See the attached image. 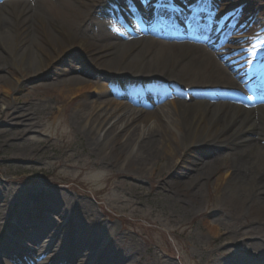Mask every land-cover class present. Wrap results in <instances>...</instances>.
<instances>
[{
	"label": "bare ground",
	"instance_id": "obj_1",
	"mask_svg": "<svg viewBox=\"0 0 264 264\" xmlns=\"http://www.w3.org/2000/svg\"><path fill=\"white\" fill-rule=\"evenodd\" d=\"M34 1L36 0H23L0 5V61L4 63L11 60L16 67L28 69L36 76H45L49 66L66 51L77 47L92 49L91 62L112 74L101 75L104 84L97 81L94 85L97 100L108 98L100 103H89L86 95L91 85L81 75L70 76L63 86L69 97H81L76 104V109L79 110L76 120L80 123H87L90 118L92 120L87 131L92 150L102 154V162L108 163L109 167L120 166V173L127 175L129 180L133 177L144 178L155 169H162L163 166L157 164L165 156H176V149L179 153L182 147L188 151L198 145L236 141L237 148L223 160L218 180L234 185L237 205L240 209L248 210L246 213L242 212L241 217H235L236 220L243 219L244 225L239 229L226 230L215 224L210 225L206 220L202 223L206 225L205 229L212 241L220 243L223 248L232 244L242 247L248 244V240H257L251 246H262L261 250H264V234H258L254 239L247 237L255 233L253 227L264 226V108L246 110L232 105L231 101L235 99L225 102L198 101L191 96H187L188 100L181 104L174 100L168 105L160 104L166 97L175 99L174 95L182 94L169 90L168 83L175 89L181 87L186 90L203 87L237 88L233 77L240 70L233 71V59L224 61L219 54L188 42L165 43L158 40L157 36L141 37L128 21L129 33L120 30L116 23L110 21L109 16L112 11L110 4L115 3V0H39L45 5L39 8L32 5ZM122 3V0L118 1L119 6ZM156 34L165 35L163 31ZM81 72L85 73V69ZM164 72L187 80H170L165 74L160 75ZM160 78L164 82L155 83ZM242 78L238 76V80ZM150 81L153 83H148ZM123 84L127 92L122 90ZM152 85L155 86L151 89ZM0 89L8 97L16 92L15 85L10 81L1 83ZM138 90L145 95L136 96L134 93ZM112 95V98L121 100H110ZM103 105H113L116 108L113 113L100 112L98 116L94 115ZM117 109L123 111L117 112ZM5 113L6 120L2 124L9 128L8 140L20 152L18 157L30 158L26 151L28 147L22 143L25 142L24 137L37 126L35 114L23 104L12 108L8 105ZM109 116L110 120L107 122ZM112 122V127L106 129ZM137 123L140 126L133 129ZM16 127L17 131H13ZM102 132H105L104 135ZM39 142L44 144V139L40 138ZM35 154L33 159L36 160ZM42 158L43 161L47 160ZM65 166L77 168L71 164ZM88 170H93V167L79 168L80 172ZM183 178L184 181L178 179L163 182L161 190L166 189L164 192L168 195L167 198H178L185 205H199L200 191L209 177L197 170L193 177L189 178L187 175ZM10 191L23 195H20L21 198L16 200L10 211L11 217L17 220L16 223L33 220L34 227L38 222L36 219L42 217V212L54 211L61 214L63 223L59 226L63 230H52L53 237L57 235L61 243L60 251L43 246L42 238L47 234L46 229L40 227L34 238L23 235L17 240L16 253L9 250L7 258L27 260L34 256L35 259L43 260L42 264H54L57 260L68 264H101L99 260L106 261V264H151L149 261H142L139 246L125 243L115 226L97 220L93 211L89 209L86 212L74 197L53 193L48 189L30 193L12 186H0V233L2 227L11 225V219L3 217L5 213H9L7 200L11 196ZM128 198L129 194L123 202L132 203ZM58 204L63 205L64 209L58 210ZM219 210L222 217H230L223 208ZM78 212L86 214L85 217L81 218ZM41 221L44 225L52 224L44 218ZM76 229L84 234L81 241L72 238ZM4 233L6 230L3 235ZM109 238L111 242L104 247V242ZM241 238L244 239L240 240ZM48 252L52 254L48 256ZM224 254L219 250L217 260L211 264H241L242 258L239 256L236 259L229 257L230 253L226 252V256ZM254 257L264 258V251H258Z\"/></svg>",
	"mask_w": 264,
	"mask_h": 264
},
{
	"label": "rangeland",
	"instance_id": "obj_2",
	"mask_svg": "<svg viewBox=\"0 0 264 264\" xmlns=\"http://www.w3.org/2000/svg\"><path fill=\"white\" fill-rule=\"evenodd\" d=\"M125 1L130 12L145 11L146 16L150 18L157 15L158 7L154 13L156 0ZM195 1L192 3L193 7ZM190 3L191 0H176L174 3L176 9L172 10L185 15ZM32 5L37 8L45 6L39 0L34 1ZM162 5L159 13L165 9L169 10L167 0ZM195 6H200V11H205V6H211L209 8L211 13L207 18H218L222 26H231L228 29L229 33L240 34L242 39L230 38L229 46L236 48L235 44L242 45L245 54L250 48L251 39L249 37H252V33L259 32L264 23V0H198ZM122 28L126 29L123 26ZM167 35L173 40L184 39L183 33L177 28L174 31H168ZM91 50L77 47L66 51L60 59L49 66V71L45 76H36L28 69L16 67L11 60L4 63L0 61V67L3 66L0 70V84L10 81L16 87V92L10 97L0 89V186H12L18 188L19 191L26 190L30 193L48 189L53 193H63L74 197L80 206L86 209V212L89 209L93 211L97 220L115 226L125 243L138 245L142 253V261H149L151 264H211L212 261L217 260L219 250L225 253V256L226 252L231 254L229 257L237 259L239 256L242 258L241 264H264V258L255 259L254 257L258 251H264L261 250L262 246H251L257 240H248V244L242 247L232 244L223 248L220 243L212 241V237L205 229L206 225L202 223L206 220L208 224H215L226 230L239 229L244 225L243 219L236 220L235 217H241L242 212L246 213L248 210L240 209L237 205L234 185H227L218 180L221 177L219 171L224 164L223 160L233 149L237 148L236 141L198 145L188 151L182 147L179 153L176 149V156L172 158L165 156L157 164L163 166L162 169H155L152 174L148 173L144 178L133 177L132 180L120 173V166L109 167L108 163L102 162L104 156L92 150L87 134L92 120L90 118L87 123H80L76 120L79 113L76 104L81 97H69L65 92L66 87L63 86L70 76L81 75L87 82H90L89 86L91 85L86 95L89 103H100L101 100L108 98L97 100L94 85L97 81L104 84L101 75L110 76L112 74H108L99 68L98 64L94 65L91 62L93 57ZM82 69H85V73L81 72ZM134 74L137 76L136 72ZM163 74L165 72L160 75ZM165 75L170 80L182 82L187 80L180 79L173 73ZM205 94L209 97L215 95L210 91H206ZM112 97L114 95L109 99L121 100ZM169 101L164 100V104H169ZM17 104L28 106L35 114L37 123L34 131L26 135L25 142L22 143L28 147L26 151L30 158L27 159L18 157L20 152L8 140L9 128L2 124L6 120L7 106L12 108ZM115 108L113 105H103L94 115L98 116L100 112L113 113ZM118 111H123V109H117ZM108 120L110 116L107 122ZM113 123L107 125L106 129H110ZM138 126L140 124L137 123L133 129ZM17 129L18 127L13 131ZM104 133L102 132V135ZM40 138L44 139V144H40ZM33 149L36 151L33 152ZM34 153H36V160L33 159ZM42 157L47 160L43 161ZM52 160L57 161L52 162ZM67 164L77 166V168H66ZM80 166H91L93 170L80 172ZM197 170L209 177L200 191L199 205L193 203L185 205L178 198L176 200L171 197L167 198L168 195L164 192L166 189L161 190L163 182L178 179L184 181V176L193 177ZM10 194L7 200L9 213L2 216L11 219V225L2 227L0 233V255L4 262L0 260L3 264L8 261V264H11V259L7 258V252L16 250L13 241L21 239L23 235L34 238L38 235L40 227L46 229L47 234L42 238L43 246H50L51 250L60 251L61 243L57 235L53 237L52 230L55 232L59 229L58 231L62 232L63 227L59 226L61 222L63 223L61 214L54 211L42 212V217L36 219L38 222L34 227L33 220H23L18 224L17 220L11 217L10 211L16 200L23 195L13 193V191H10ZM128 194L130 195L128 199L132 203L123 202ZM63 205L58 204L60 207L58 210H63ZM219 208L226 210V214L230 217H222ZM33 211L37 213V210ZM78 214L81 218L86 215H82L81 212ZM42 218L52 224L46 225L45 223L44 225ZM253 228L255 233L247 236L248 238L254 239L258 234H264V226ZM3 230H6L4 235ZM72 238L81 241L84 234L76 229L72 233ZM109 240L110 238L104 242V247L111 242ZM98 251L99 249L96 250ZM50 254L52 253L48 252V256ZM35 260L33 257L31 260H21V263L42 264V261ZM99 262L106 264L103 260Z\"/></svg>",
	"mask_w": 264,
	"mask_h": 264
}]
</instances>
